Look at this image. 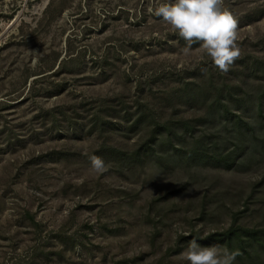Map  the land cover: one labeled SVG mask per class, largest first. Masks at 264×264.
<instances>
[{
    "label": "rangeland",
    "instance_id": "1",
    "mask_svg": "<svg viewBox=\"0 0 264 264\" xmlns=\"http://www.w3.org/2000/svg\"><path fill=\"white\" fill-rule=\"evenodd\" d=\"M165 2L0 0V264H190L192 240L264 228V0H225L227 74Z\"/></svg>",
    "mask_w": 264,
    "mask_h": 264
},
{
    "label": "clouds",
    "instance_id": "2",
    "mask_svg": "<svg viewBox=\"0 0 264 264\" xmlns=\"http://www.w3.org/2000/svg\"><path fill=\"white\" fill-rule=\"evenodd\" d=\"M150 11L186 42V53L198 44L220 72L227 74L240 59L238 20L225 7V0H168ZM90 168L96 175L108 170L96 155L90 156ZM182 255L190 264H236L240 252L216 245L202 247L192 240Z\"/></svg>",
    "mask_w": 264,
    "mask_h": 264
},
{
    "label": "trees",
    "instance_id": "3",
    "mask_svg": "<svg viewBox=\"0 0 264 264\" xmlns=\"http://www.w3.org/2000/svg\"><path fill=\"white\" fill-rule=\"evenodd\" d=\"M187 131L190 134L192 128L189 127L187 123H182V132L184 133ZM261 145L264 147V137ZM236 146L237 145H235V147ZM144 148L146 154L148 151V145ZM173 148H176L175 145ZM232 151L233 150L230 149L225 152L226 154L223 156V160H226L227 166H231L235 163L236 158L231 157ZM214 237L217 238V242L224 243L229 250L238 249L240 252L238 257L240 258L252 259L256 256H260L259 252L264 253V228L244 227L235 224L233 221L230 226L221 233L212 234L206 237L205 243L212 244L216 240Z\"/></svg>",
    "mask_w": 264,
    "mask_h": 264
}]
</instances>
